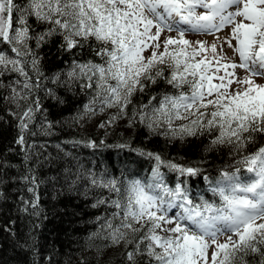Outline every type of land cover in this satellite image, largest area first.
<instances>
[{
    "label": "snow or ice",
    "instance_id": "6c2138e0",
    "mask_svg": "<svg viewBox=\"0 0 264 264\" xmlns=\"http://www.w3.org/2000/svg\"><path fill=\"white\" fill-rule=\"evenodd\" d=\"M41 25L44 29L38 31ZM227 27L231 31L219 51L215 42L209 45L186 38L191 33L219 40L216 34ZM173 32L175 37L164 35ZM57 37L58 57L67 55L72 60L66 71L48 75L44 70L47 54L41 52ZM224 43L238 54L239 63L221 55ZM86 49L99 62L77 59ZM149 51L150 55H144ZM209 51L211 58L206 55ZM238 68L248 74L237 75ZM9 74L15 78L7 84L0 80V89L8 91L3 99L13 106L15 144L26 165L33 152L27 137L36 135L31 126L36 113L46 111L39 98H30L44 92L63 104L56 89L72 91L77 85L92 95L72 117L74 122L115 108L117 112L100 128L126 118L129 127L140 125L150 135L169 140L207 135L205 151L228 148L233 157V163L220 169L215 180L203 175L198 166L166 160L159 153L134 149L130 143L114 147L154 160L147 179L130 178L125 170L116 176L107 169L97 173L80 164L75 172L65 168L63 180L69 191H79L81 181H87L85 195L89 187L115 195L92 205H108L115 211L96 218L99 229L90 240L123 245L128 264H139L141 257L148 258L145 264H236L238 259L249 264V255L264 264V145L247 151L264 136V84L253 79L264 78V0H0V77ZM160 79L179 94L163 92L151 96L147 104H133L137 93ZM180 120L185 123L176 124ZM52 126L47 122L46 128L41 127L49 134ZM68 143L98 147L94 141ZM100 145L107 146L103 140ZM162 168L176 173L174 187L169 186ZM201 176L219 197V204L203 196L197 197L198 203L193 198L188 181ZM49 179L58 182L59 177ZM21 180L33 194L32 199L22 200L23 211L31 209V215L39 218L38 189L45 181L34 168H27ZM221 236L226 237L224 242ZM29 240L18 241V247L32 250Z\"/></svg>",
    "mask_w": 264,
    "mask_h": 264
},
{
    "label": "trees",
    "instance_id": "16d2710c",
    "mask_svg": "<svg viewBox=\"0 0 264 264\" xmlns=\"http://www.w3.org/2000/svg\"><path fill=\"white\" fill-rule=\"evenodd\" d=\"M43 29V25L37 26L38 31ZM59 40V37L55 38V42L44 47L41 52L42 56L47 54L44 70L48 75L66 71L72 60V57L67 55L58 57L56 48ZM81 58L99 62V58L87 49L82 57H77ZM165 75H168L167 71ZM14 78V74H9L0 77V80L7 84ZM183 90L187 92V86ZM56 91L65 103H57L45 96L44 92L30 98H39L46 111L36 113V121L31 126L36 135L29 134L27 137L28 143L33 145V152L32 159L26 165L19 146L15 144L16 121L10 115L13 106L3 99L8 95V91L0 89V264H128L123 245H110L108 241L100 238L89 239L91 234L99 229L96 218L110 216L111 212L115 211L108 205L96 208L92 205L100 198L114 199L115 195L107 189L90 187L85 195L87 181H81L78 185L79 191H69L63 180L64 169L72 168L75 172L77 164L97 173L107 169L116 176H119L122 170L131 174L130 178L134 176L147 179L151 175L154 160L130 152L127 148L114 147L115 145L130 143L134 149L144 148L159 153L166 160L175 159L181 164L198 166L203 169V175L213 180L219 175L220 169L233 163L228 148L205 151L209 144L207 135L186 137L184 141L169 140L163 135H150L148 130L140 125L129 127L126 118L103 129L89 126L87 119L104 122L111 114L117 112L115 108L107 109L94 117L86 116L79 123L74 122L72 117L83 110L92 91L82 92L78 85L72 91L65 88H57ZM163 92L179 94L178 90L160 79L157 84L150 85L144 93H137L133 97V104H147L151 96H158ZM131 110L132 105L128 108L129 114ZM47 122L53 125L49 134H45L41 127L46 128ZM181 123L185 121L179 124ZM73 140L94 141L98 147L89 148L85 143L73 147L68 143ZM101 140L107 146H101ZM57 145H60V148ZM261 145H264V136H260L256 144L249 145L247 151H255ZM65 153L70 155L66 156ZM27 168H34L38 178L45 181L38 189L42 208L39 218L31 215V209L23 211L25 205L22 200L33 198V194L27 191L30 185L21 180ZM161 171L165 173L169 186L174 187L176 173L169 172L167 168H162ZM53 176L59 177L58 182L49 179ZM188 187L197 203V197L203 196L204 199L214 200L219 204V197L209 190L203 176L189 179ZM30 235L35 238L34 241L29 240ZM25 240L34 244L32 250L18 247L17 242ZM147 259L139 258V264H145ZM246 259L249 264H258L259 261V257L253 258L251 255ZM236 264H241L239 259Z\"/></svg>",
    "mask_w": 264,
    "mask_h": 264
},
{
    "label": "rangeland",
    "instance_id": "374dc122",
    "mask_svg": "<svg viewBox=\"0 0 264 264\" xmlns=\"http://www.w3.org/2000/svg\"><path fill=\"white\" fill-rule=\"evenodd\" d=\"M154 31V30H153ZM231 31V28L230 27H227L225 28L224 30H222L221 32L217 33L216 35L219 36V40H216L214 36L212 35H203V34H186V38L191 40V41H196V40H203V41H206L207 44L211 45L213 42H215L218 46V51L220 50V44H221V41L224 40L225 37H227L229 35ZM165 36L167 35H172L173 37H175L176 33H164ZM163 39V37L161 38ZM234 43V41H233ZM162 50V49H161ZM232 61V62H235V63H239V56L238 54H236L231 48L228 47L227 43H224L223 44V52L221 53V55H225ZM144 55H150V51L149 52H145ZM206 55L211 58V52L209 51L208 53H206ZM197 59H200V57H197ZM236 74L243 77L245 75H247L248 73L244 70V69H236ZM220 74H223L222 72ZM253 79L256 81V83L258 84H264V78L262 77H253ZM214 83L215 82H218L216 80L213 81ZM235 87V85H234ZM90 123V127H93V128H100L99 125L102 123L100 121H95L94 119H87ZM180 122H183L182 120L180 121H176V124H179ZM103 129V128H102ZM220 242H224L226 237L224 236H221L220 238ZM211 259V250L209 251V260Z\"/></svg>",
    "mask_w": 264,
    "mask_h": 264
}]
</instances>
